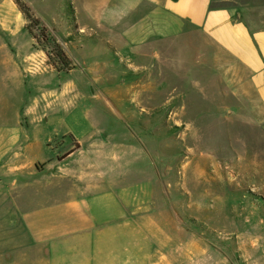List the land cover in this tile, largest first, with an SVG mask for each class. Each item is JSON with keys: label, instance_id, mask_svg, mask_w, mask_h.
<instances>
[{"label": "rangeland", "instance_id": "374dc122", "mask_svg": "<svg viewBox=\"0 0 264 264\" xmlns=\"http://www.w3.org/2000/svg\"><path fill=\"white\" fill-rule=\"evenodd\" d=\"M20 2L37 24L0 0V264H70L68 255L89 252L66 238L36 242L22 218L75 188L87 193L93 175L99 192H152L169 208L183 234L143 245L155 262L188 264L191 251L195 264H264V110L247 72L165 14L164 0ZM212 7L264 14V0ZM54 44L70 72L48 66ZM109 230L118 236L120 224Z\"/></svg>", "mask_w": 264, "mask_h": 264}, {"label": "crops", "instance_id": "0c3cea01", "mask_svg": "<svg viewBox=\"0 0 264 264\" xmlns=\"http://www.w3.org/2000/svg\"><path fill=\"white\" fill-rule=\"evenodd\" d=\"M213 2L214 0H164L163 9L175 22L199 30L238 63L247 72L249 83L264 110V14L261 17L257 8L251 10L250 7H212ZM75 153H71L68 159ZM86 177L84 174L83 179ZM92 177L89 178L91 182L87 185V193L79 192V188H75L72 192H67L66 200H57L54 205L40 207L23 215L22 220L29 224L30 233L35 236L36 242L47 244L56 238H66L92 246L89 252L68 255L70 264H112L113 261L115 264H161L154 261L155 256L149 254L150 252L146 251L148 254L144 255L142 246L153 241L169 243L172 241L169 229L173 232L176 229L179 234H183L182 228L173 217L169 218V208H160L154 204L152 192L144 195L140 191L139 195H131L126 191L116 193L109 188H103L99 192L97 186L103 185L102 181L96 182L93 189L95 182ZM67 178L72 177L66 176ZM101 180H104L105 186L109 185L105 175ZM72 181L76 185L81 180L73 177ZM90 188L93 194L89 193L92 192ZM144 196L147 200L145 202ZM98 200H102L103 204L96 216ZM159 211L166 215L163 221H158L156 217ZM116 223L120 224L118 236L111 235L109 230ZM96 229H102L108 235H79ZM190 238L193 245L199 248L202 241L194 236ZM118 243L124 251L112 255L110 248ZM135 245L138 251L134 255L129 254V248ZM102 246L108 247L107 252L101 250ZM182 254L188 264H195L197 259L193 252L185 251ZM118 255L119 258L115 257ZM43 256L46 257V254ZM164 261H167L166 256H162V262Z\"/></svg>", "mask_w": 264, "mask_h": 264}, {"label": "trees", "instance_id": "16d2710c", "mask_svg": "<svg viewBox=\"0 0 264 264\" xmlns=\"http://www.w3.org/2000/svg\"><path fill=\"white\" fill-rule=\"evenodd\" d=\"M15 2V4L17 5L19 11L27 18L29 19L32 24L35 23V20L33 19V16L30 12V9L22 4L20 2V0H13ZM44 31V30H42ZM46 31V30H45ZM30 34L33 37L34 42L37 44H39V40L38 38L32 34V30L30 32ZM47 59H48V66L51 67L53 70L60 72V71H66V72H70L71 71V61L70 59L65 55V53L62 51V49L60 47H58L56 44L53 45L52 48V52L50 54H47ZM79 146H76L75 149H78ZM74 152V149L69 152V154L66 155V157H68L71 153Z\"/></svg>", "mask_w": 264, "mask_h": 264}]
</instances>
